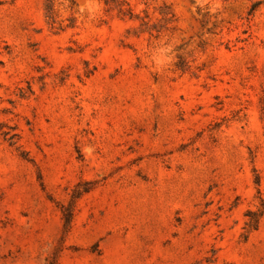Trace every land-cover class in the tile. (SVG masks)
Listing matches in <instances>:
<instances>
[{
	"label": "rangeland",
	"instance_id": "obj_1",
	"mask_svg": "<svg viewBox=\"0 0 264 264\" xmlns=\"http://www.w3.org/2000/svg\"><path fill=\"white\" fill-rule=\"evenodd\" d=\"M47 5L0 0V264H264V0Z\"/></svg>",
	"mask_w": 264,
	"mask_h": 264
},
{
	"label": "trees",
	"instance_id": "obj_2",
	"mask_svg": "<svg viewBox=\"0 0 264 264\" xmlns=\"http://www.w3.org/2000/svg\"><path fill=\"white\" fill-rule=\"evenodd\" d=\"M52 1L53 0H48V5H47V12L49 15V18L51 20H53L54 16H53V6H52ZM122 7L124 6L123 3L120 4ZM122 13L124 15H126V12L122 10ZM130 15V13H129ZM261 104H262V113L264 115V96L261 100ZM249 218V221L247 222V229L248 231H256L258 229V225H259V220L261 217V214H259L258 212H249L246 215Z\"/></svg>",
	"mask_w": 264,
	"mask_h": 264
}]
</instances>
